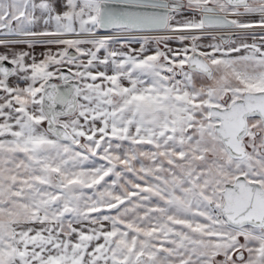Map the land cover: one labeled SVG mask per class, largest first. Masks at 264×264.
<instances>
[{
  "label": "snow or ice",
  "instance_id": "obj_1",
  "mask_svg": "<svg viewBox=\"0 0 264 264\" xmlns=\"http://www.w3.org/2000/svg\"><path fill=\"white\" fill-rule=\"evenodd\" d=\"M0 264H264V0H0Z\"/></svg>",
  "mask_w": 264,
  "mask_h": 264
}]
</instances>
